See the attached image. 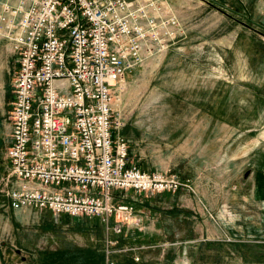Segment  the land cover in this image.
<instances>
[{
  "label": "rangeland",
  "instance_id": "1",
  "mask_svg": "<svg viewBox=\"0 0 264 264\" xmlns=\"http://www.w3.org/2000/svg\"><path fill=\"white\" fill-rule=\"evenodd\" d=\"M7 60L0 52L6 123ZM115 95L130 164L177 175L180 189L116 192L137 210L121 233L14 209L0 142V264H264V0H168V50ZM177 239L184 246H165Z\"/></svg>",
  "mask_w": 264,
  "mask_h": 264
},
{
  "label": "built area",
  "instance_id": "2",
  "mask_svg": "<svg viewBox=\"0 0 264 264\" xmlns=\"http://www.w3.org/2000/svg\"><path fill=\"white\" fill-rule=\"evenodd\" d=\"M0 3V35L18 61L6 150L10 207L97 217L121 233L136 209L116 192H175L183 184L130 164L126 122L115 108L128 75L168 50V0Z\"/></svg>",
  "mask_w": 264,
  "mask_h": 264
},
{
  "label": "crops",
  "instance_id": "3",
  "mask_svg": "<svg viewBox=\"0 0 264 264\" xmlns=\"http://www.w3.org/2000/svg\"><path fill=\"white\" fill-rule=\"evenodd\" d=\"M0 52L2 54H5L7 56V58H8L7 61H8V64H9V68H8L9 73H11L12 70L15 73V71H16V69L18 67L17 55L11 50V44H10L9 40H6L5 37H2V35H0ZM136 69H134V71ZM12 78H13V76H12ZM11 84H12V81H11ZM11 92H12L11 93V100L9 102L10 103V110H11L12 101H13V98H14V93H13V88L12 87H11ZM10 110H9V112H10ZM5 120H6V118L3 121H2V119L0 120V124H1V126H0V142L2 143V147H1L2 149H6V147L8 146L7 145L8 142L10 143V141H11L9 121L7 119V123H6ZM7 163H8V166L10 167L8 161H7ZM160 194L161 193H158L157 195H160ZM135 213L137 215V210L135 211ZM139 228H141V227L139 226ZM159 229H162V228H159ZM164 233H166V232H164ZM185 243H186V241H184L182 239H177L175 241L166 242L165 246H167V247L168 246H172L173 248H181L182 245L185 244Z\"/></svg>",
  "mask_w": 264,
  "mask_h": 264
},
{
  "label": "trees",
  "instance_id": "4",
  "mask_svg": "<svg viewBox=\"0 0 264 264\" xmlns=\"http://www.w3.org/2000/svg\"><path fill=\"white\" fill-rule=\"evenodd\" d=\"M125 131V130H124ZM130 153H131V150H130ZM86 218H90V217H86ZM90 219H97V220H99L100 222H102L99 218H97V217H92V218H90ZM103 223V222H102ZM104 224V223H103ZM101 251L103 252L104 251V249L102 250V248H101ZM101 257L103 258L104 257V253H102L101 254Z\"/></svg>",
  "mask_w": 264,
  "mask_h": 264
}]
</instances>
